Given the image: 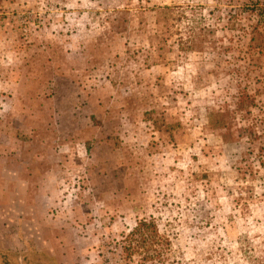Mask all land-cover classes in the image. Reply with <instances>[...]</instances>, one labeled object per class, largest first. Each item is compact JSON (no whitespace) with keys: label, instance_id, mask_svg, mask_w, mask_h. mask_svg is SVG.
<instances>
[{"label":"rangeland","instance_id":"374dc122","mask_svg":"<svg viewBox=\"0 0 264 264\" xmlns=\"http://www.w3.org/2000/svg\"><path fill=\"white\" fill-rule=\"evenodd\" d=\"M244 1L0 0V264H264ZM201 16L214 37L182 50ZM142 218L170 242L153 263L120 247Z\"/></svg>","mask_w":264,"mask_h":264},{"label":"trees","instance_id":"16d2710c","mask_svg":"<svg viewBox=\"0 0 264 264\" xmlns=\"http://www.w3.org/2000/svg\"><path fill=\"white\" fill-rule=\"evenodd\" d=\"M256 16L255 22L244 25V18ZM202 20L189 26L185 39L179 40V47L182 50L201 51L204 44L215 35V27ZM194 22V21H191ZM226 29L242 30L249 34L247 52L250 56H264V1L248 0L241 2L237 10H230L226 16ZM230 113L228 111H214L209 117V123L219 129L228 130L230 126ZM170 242L167 237L160 233L155 220L142 218L136 221L133 228L122 234L121 251L127 259L134 255L140 256L143 263L158 261L162 255V248H168Z\"/></svg>","mask_w":264,"mask_h":264}]
</instances>
